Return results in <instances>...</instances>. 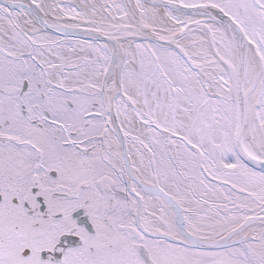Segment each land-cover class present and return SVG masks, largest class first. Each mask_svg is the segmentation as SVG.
Returning a JSON list of instances; mask_svg holds the SVG:
<instances>
[{"label": "snow or ice", "instance_id": "obj_1", "mask_svg": "<svg viewBox=\"0 0 264 264\" xmlns=\"http://www.w3.org/2000/svg\"><path fill=\"white\" fill-rule=\"evenodd\" d=\"M0 264H264V0H0Z\"/></svg>", "mask_w": 264, "mask_h": 264}]
</instances>
